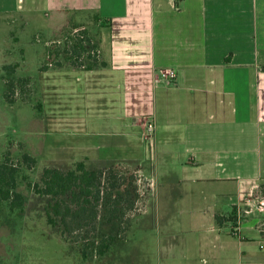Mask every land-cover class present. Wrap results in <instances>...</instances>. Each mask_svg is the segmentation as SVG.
Listing matches in <instances>:
<instances>
[{
    "label": "crops",
    "instance_id": "obj_1",
    "mask_svg": "<svg viewBox=\"0 0 264 264\" xmlns=\"http://www.w3.org/2000/svg\"><path fill=\"white\" fill-rule=\"evenodd\" d=\"M14 14L92 18L107 29L94 64L45 71L58 78L48 94L63 93L64 127L79 133L82 159L94 157L91 137L100 150L132 151L137 135L191 188L189 199L177 194L185 209L165 218L167 264H264L252 221L229 232L231 214L264 180V0H0V16ZM185 221L195 224L186 258Z\"/></svg>",
    "mask_w": 264,
    "mask_h": 264
},
{
    "label": "rangeland",
    "instance_id": "obj_2",
    "mask_svg": "<svg viewBox=\"0 0 264 264\" xmlns=\"http://www.w3.org/2000/svg\"><path fill=\"white\" fill-rule=\"evenodd\" d=\"M78 19L73 15L60 19L51 14L0 16V164L9 159V164L18 168L17 189L25 199L20 208H13L8 201L0 204V264H167L163 255L165 218L171 209L173 212L185 209L177 207L180 201L177 194L186 198L189 195V199L193 194L191 188L180 185L174 172L168 173L163 159L151 157L146 151L148 141L137 135L132 151L131 148L100 150L95 145L97 137H91L94 143L89 146L94 149L87 150L94 157L82 159L86 150L74 142L79 140V133L64 127L63 93L58 91L54 97L52 92L48 94V84L58 78L48 77L47 69L89 66L99 59L100 42L106 41L107 29L95 19ZM75 44H82L83 49H74ZM10 83L13 87L9 90ZM107 128L103 125L97 129ZM115 154L131 158L121 161L97 158ZM24 155L31 156L35 163L27 164ZM81 161L88 170L117 167L119 183L131 191L128 199L135 204L132 209L127 207L129 204L122 207L125 213L121 225L106 222L100 212L97 221L83 228L81 236L87 241L77 243L75 238L65 237L60 226L48 224L51 200L38 195L30 186L41 184L46 168L68 170ZM201 190H194L195 199L203 197ZM247 199L249 202L231 214L229 232H239L236 228L240 223L252 221L264 236V180L257 183ZM183 217L186 220L188 214ZM127 225L128 231L122 233ZM181 225L180 242L189 240L181 246L186 249L180 255L186 258L193 249L189 236L195 224L185 221ZM103 234H117L118 239L106 255L99 256L90 244L99 241ZM81 247L86 248L85 256ZM176 263L187 264V260L179 259Z\"/></svg>",
    "mask_w": 264,
    "mask_h": 264
},
{
    "label": "trees",
    "instance_id": "obj_3",
    "mask_svg": "<svg viewBox=\"0 0 264 264\" xmlns=\"http://www.w3.org/2000/svg\"><path fill=\"white\" fill-rule=\"evenodd\" d=\"M81 45L75 44L73 48L83 49ZM7 86L10 90L13 83ZM6 97H8L7 94ZM23 158L27 164L35 163V160L29 155H24ZM116 168L88 170L84 162L81 161L75 163L74 167L68 170L44 169L41 184L36 183L30 187L38 195L49 197L51 200L47 212L48 224L53 227L60 226L63 235L75 238L77 243L87 241L85 236H81L83 228L90 222L97 221L101 215L100 212L104 213L106 222L113 225L124 224L122 220L125 212L122 207L129 204L127 207L132 209L135 201L128 199L131 191L128 188H123V185L119 183L120 172ZM18 177V168L9 164V159L0 164V204L8 201L13 208H20L24 205L25 199L17 189ZM134 190L138 191V188L135 186ZM217 222L219 225L222 224L220 218H217ZM128 229L129 226H125L122 233H126ZM117 239V234H103L99 241L93 240L90 246L94 248L97 255L104 256ZM88 245L84 244V247ZM85 249H81L83 255Z\"/></svg>",
    "mask_w": 264,
    "mask_h": 264
},
{
    "label": "built area",
    "instance_id": "obj_4",
    "mask_svg": "<svg viewBox=\"0 0 264 264\" xmlns=\"http://www.w3.org/2000/svg\"><path fill=\"white\" fill-rule=\"evenodd\" d=\"M163 75H164V77H166V78L168 79V81H170V82L175 81V80H176V77H177L176 72H175L174 70H168V71H166V72H163ZM148 131H149L150 133H153V131H154V126H153L152 123H149V124H148Z\"/></svg>",
    "mask_w": 264,
    "mask_h": 264
}]
</instances>
